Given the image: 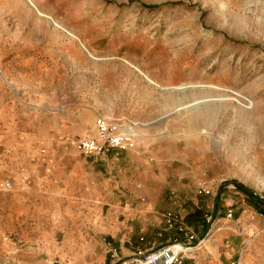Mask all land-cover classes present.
<instances>
[{"label":"rangeland","instance_id":"obj_1","mask_svg":"<svg viewBox=\"0 0 264 264\" xmlns=\"http://www.w3.org/2000/svg\"><path fill=\"white\" fill-rule=\"evenodd\" d=\"M0 84V264H137L179 226L213 242L208 262L264 264V0H0ZM98 117L135 132L112 157L159 219L116 238L73 219L53 175L15 195L23 160L62 172Z\"/></svg>","mask_w":264,"mask_h":264},{"label":"crops","instance_id":"obj_2","mask_svg":"<svg viewBox=\"0 0 264 264\" xmlns=\"http://www.w3.org/2000/svg\"><path fill=\"white\" fill-rule=\"evenodd\" d=\"M0 87H2V84H0ZM118 153L131 152L109 150L98 156H83L77 148L75 151L71 148H66L62 155L66 156L67 163L63 166L62 172L59 169H51L48 166H44L38 158L28 157L21 163L25 168H29V171L19 182V189L15 193L18 198L17 202L24 206L28 205V201L24 198L36 194L37 190L34 189L40 186V180L53 175V181L62 185H58L57 193L64 197L66 202L70 203L71 210L76 213L73 219H85L86 225L84 229H90L94 236L106 235L109 238H116L120 232L122 233V229L126 228V226L120 224L119 220L121 218L126 220V224H129L130 221H138L145 229L152 223H157L159 219L150 214V208L152 207L150 205L145 208L143 205L138 204L137 207L133 208V200H131V169L120 167L117 158L112 157H117ZM69 182H74V188L73 185L69 188ZM6 184L10 185V183L6 182L4 184V190L8 192L11 187L8 190L5 189ZM124 188L128 190L129 197L121 194ZM138 206L141 209L136 210ZM89 221L94 222L91 223L90 227H87V223H90ZM228 223V221L223 219L215 221L214 225L219 227L217 232L226 229V233L238 234L231 229ZM238 223L236 222V225ZM134 227H136L135 223ZM127 231L128 235L131 233L132 239L134 228L131 226ZM123 239H125V236H123ZM117 242L123 243L124 241L117 240ZM223 247L227 249L225 254L229 259L236 253L227 245ZM106 248L110 257L111 251L116 252V248H113L110 243L106 245ZM130 249L131 256L142 252L139 247H133L132 244ZM216 249L217 247L213 245V242L204 241L199 250H202V253L208 251L207 253L209 254H205V257L203 256L204 258L200 259L201 254L196 249V252L193 251V253H197V260L193 256L194 261H185L183 264H216V262H208L209 258L212 260L216 259L214 258L216 255L213 254Z\"/></svg>","mask_w":264,"mask_h":264},{"label":"built area","instance_id":"obj_3","mask_svg":"<svg viewBox=\"0 0 264 264\" xmlns=\"http://www.w3.org/2000/svg\"><path fill=\"white\" fill-rule=\"evenodd\" d=\"M115 128L117 126L113 125L110 119L98 117L95 125V136L78 140L77 150L83 156H98L109 150H130L133 147L135 132L129 128L125 132L117 133ZM9 188L10 185L6 184L5 189L8 190ZM232 216L233 212L228 210L226 219L231 220ZM168 223L171 224V220ZM178 233L181 236L180 242L159 248L143 256L136 261L137 264H183L185 261H192L193 257L190 254L194 249L202 246L207 235L199 239L191 231L181 226L178 228Z\"/></svg>","mask_w":264,"mask_h":264},{"label":"trees","instance_id":"obj_4","mask_svg":"<svg viewBox=\"0 0 264 264\" xmlns=\"http://www.w3.org/2000/svg\"><path fill=\"white\" fill-rule=\"evenodd\" d=\"M254 201H256V200H254Z\"/></svg>","mask_w":264,"mask_h":264}]
</instances>
